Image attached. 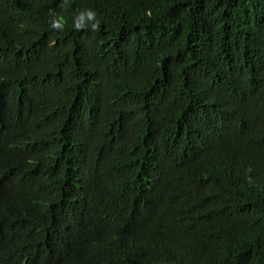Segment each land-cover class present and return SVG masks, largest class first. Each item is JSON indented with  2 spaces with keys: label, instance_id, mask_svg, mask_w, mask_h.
<instances>
[{
  "label": "clouds",
  "instance_id": "9594fccd",
  "mask_svg": "<svg viewBox=\"0 0 264 264\" xmlns=\"http://www.w3.org/2000/svg\"><path fill=\"white\" fill-rule=\"evenodd\" d=\"M157 1L23 0L6 21L0 15V30L13 45L34 33V44L55 50L61 38L72 42L74 35L81 44L91 31L115 30L116 24L136 30L153 17ZM123 32L130 30L116 31L92 56L112 55L119 62V53L127 49L117 45ZM82 70L89 76L101 72L92 63L82 64ZM41 77L27 76L24 82ZM215 86L218 100L203 109L187 135L174 136V149L163 147L154 127L137 125L130 113L138 104L134 94H122L108 80L87 85L74 97L68 126L22 130L3 162L7 181L20 193L1 210L15 208L6 219L9 233L32 253L61 259L75 247L92 261L105 262L114 257L124 228L138 219L143 228L128 238L136 261L178 255L182 264H192L199 245L194 235L202 227L196 221L197 189L206 184L213 195L212 231L202 242L208 259L220 262L236 251L235 244L250 245L241 237L231 244L216 225L224 228L226 219L246 217L254 204L264 214V180L257 188L248 185L264 179V55L235 69L228 86ZM42 196H49L46 205H34ZM75 237L85 243L72 246ZM262 239L260 234L254 240L260 244Z\"/></svg>",
  "mask_w": 264,
  "mask_h": 264
},
{
  "label": "trees",
  "instance_id": "16d2710c",
  "mask_svg": "<svg viewBox=\"0 0 264 264\" xmlns=\"http://www.w3.org/2000/svg\"><path fill=\"white\" fill-rule=\"evenodd\" d=\"M0 1V15L6 21L23 0ZM95 1L102 5L110 0ZM100 22L106 20L100 18ZM114 28L91 31L81 38V44L74 35L72 42L61 38L55 50L34 44V33L19 37V42L15 39L13 45L0 30V264H132L136 252L128 238L143 228L138 219L124 228L114 257L101 258L105 262L92 261L75 247L61 259H53L49 252L32 253L25 241L7 228L6 219L14 215L15 208L1 211L7 202L20 199L5 177L3 162L28 126H68L74 97L100 80H108L124 95L134 94L138 104L130 113L138 119L137 125L154 127L162 136L163 147L174 149V136L187 135L203 109L218 100L215 85L228 86L235 69L264 55V0H158L153 17L144 18L136 30L117 24ZM120 30L130 32L117 39V45L127 48L119 53V62L113 61L112 55L92 56L97 46L109 44ZM89 63L99 66L101 72L84 74L82 64ZM27 76L42 77L25 83ZM197 167L204 168L202 160ZM263 180L259 177L248 185L257 188ZM197 193L201 206L196 221L202 227L194 235L199 245L193 251L192 264H264V214L259 204L249 206L246 217L226 219L224 228L216 225L231 244L241 237L250 245L235 244V252L213 262L202 243L212 231L213 195L206 184ZM48 201L49 196L38 197L34 205L44 207ZM260 234L263 239L257 244L254 239ZM78 240L73 238L71 245L85 243L83 238ZM136 260V264H182L178 255L166 260Z\"/></svg>",
  "mask_w": 264,
  "mask_h": 264
}]
</instances>
